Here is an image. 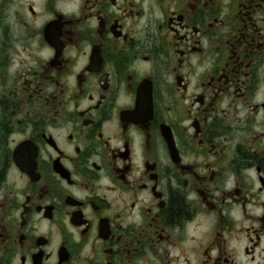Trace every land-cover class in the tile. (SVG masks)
I'll list each match as a JSON object with an SVG mask.
<instances>
[{
    "label": "flooded vegetation",
    "instance_id": "flooded-vegetation-1",
    "mask_svg": "<svg viewBox=\"0 0 264 264\" xmlns=\"http://www.w3.org/2000/svg\"><path fill=\"white\" fill-rule=\"evenodd\" d=\"M0 264H264V0H0Z\"/></svg>",
    "mask_w": 264,
    "mask_h": 264
}]
</instances>
